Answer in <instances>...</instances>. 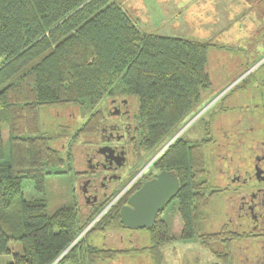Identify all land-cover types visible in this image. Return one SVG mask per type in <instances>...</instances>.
I'll return each instance as SVG.
<instances>
[{
  "label": "trees",
  "instance_id": "trees-1",
  "mask_svg": "<svg viewBox=\"0 0 264 264\" xmlns=\"http://www.w3.org/2000/svg\"><path fill=\"white\" fill-rule=\"evenodd\" d=\"M211 46L146 32L116 0H0V256L12 253L7 264H99L120 255H147L153 264H163L162 247L174 237L160 213L152 227L141 228L148 234L146 245L114 248L88 241L92 232L128 229L119 220V208L141 183L97 219L106 199L86 215L74 205L49 215L42 200L23 197L21 183L31 180L40 190L46 174L58 173L66 159L72 160L71 149L63 154L40 132L38 108L87 104L90 112L72 135L75 140L98 126L103 117L102 109L95 107L99 101L136 96V142L153 150L168 141L188 116L198 112L203 91L211 84L206 69ZM214 118H199L207 137L192 141L177 136L154 165L178 177L171 199L177 200L182 221L180 237L199 238L226 263L236 256V241L248 234L225 224L202 232L219 192L212 189L205 154V147L214 142ZM10 242H19L22 251L12 252Z\"/></svg>",
  "mask_w": 264,
  "mask_h": 264
},
{
  "label": "rangeland",
  "instance_id": "rangeland-1",
  "mask_svg": "<svg viewBox=\"0 0 264 264\" xmlns=\"http://www.w3.org/2000/svg\"><path fill=\"white\" fill-rule=\"evenodd\" d=\"M116 1L121 3L138 22L140 28L146 32L213 44L208 50L206 65L211 84L203 91V101L198 112L193 116H188L175 134L178 133L180 137L194 141L204 139L207 135L203 129V121L199 118L204 116L206 120L208 115L214 114L215 118L210 126L214 142L205 147L207 167L212 170L211 175L216 178L222 176L217 175L213 168L217 170L221 167L225 169L227 166L248 168L255 154L260 153L261 150L264 152V107L262 106L264 96V2L258 3L255 0ZM132 99L134 100L133 107L137 109L138 98L132 96ZM100 104L101 101L95 107L99 108ZM89 112L87 104L81 107L66 106L45 110L38 108L40 132L51 137L52 144L61 148L63 154L68 148L71 151L73 149L74 152L72 161L66 159L56 170L59 171L58 173L44 176L42 189H36L31 180H23L21 183L23 197L42 200L49 215L60 207L72 205L79 209L80 214L86 215L91 207L83 204L76 189L80 175L75 173V169H82L83 165L79 163L80 157L75 152L76 148H73L74 146L80 147V142L86 134H82L75 140L71 139L86 120ZM1 126L5 136L4 121ZM175 134L168 141L172 140ZM225 139L231 143L230 155L223 146ZM168 141L161 143L155 150L148 151V153L145 151L137 153L136 164L132 170V172L136 170L135 173L131 172L109 195L105 200L106 205L138 177L141 168L150 161L154 154L160 153ZM218 143L221 144L220 147ZM210 153L211 158L209 159ZM223 156L225 158H221ZM261 164L264 167V161ZM158 170L154 165L145 178H149ZM220 181L223 182L224 178ZM224 195L226 193L214 197L210 214L203 222L202 232L216 231L219 225L226 221L222 214ZM159 217L166 222L169 235L174 237L171 242L162 247L166 264L221 262L199 238L183 239L180 237L182 221L175 198L166 202ZM90 225L91 223L85 230ZM88 241L95 246L106 245L114 248L128 245L141 246L148 243V234L142 229L109 230L101 233L92 232ZM247 242L246 240L236 241L233 252H238V254L234 260L220 264H242L241 252L246 254L249 252L245 248ZM8 245L12 252L22 251L19 242H10ZM213 246L216 249H222L219 243H214ZM239 246H243L242 249ZM11 259L12 253L3 254L0 256V264H7ZM114 261L99 264H151L147 255H120Z\"/></svg>",
  "mask_w": 264,
  "mask_h": 264
},
{
  "label": "flooded vegetation",
  "instance_id": "flooded-vegetation-1",
  "mask_svg": "<svg viewBox=\"0 0 264 264\" xmlns=\"http://www.w3.org/2000/svg\"><path fill=\"white\" fill-rule=\"evenodd\" d=\"M133 105L134 100L131 97L110 96L101 103L103 117L96 129L93 132L85 133L79 148L73 147L76 148L75 152L80 157L79 163L83 165L82 169H75V173L80 175L77 179L76 189L85 206L99 205L107 199L134 170L137 153L151 151L143 149L136 142L134 119L136 109ZM203 129L206 133L204 127ZM225 141L223 146L229 155L231 143L226 139ZM217 145L221 146L219 143ZM71 153L73 158V149ZM160 153L154 154L150 161L141 168V173H143H139L138 177L131 181L132 183L122 192V196L131 187L138 183L142 184L161 171L159 169L149 178H145ZM74 160L76 161V159ZM263 161L264 152L261 150L260 153L255 154L254 160L248 165V168L240 169L230 166L225 169L221 167L219 170L213 168L217 171V175L222 176L220 178L213 177L214 188L212 189L219 191L217 195L226 193L222 199V214L226 221L220 225L225 224L228 229L248 234V237L243 240L248 241L245 248L249 252L247 254L241 252L242 264H264V179H260L255 174V168L258 167L262 169L264 176V167L261 164ZM135 171L132 173L134 174ZM221 178H224L223 182L220 181ZM242 247L239 246L241 249ZM237 254L238 252L235 253V255Z\"/></svg>",
  "mask_w": 264,
  "mask_h": 264
},
{
  "label": "water",
  "instance_id": "water-1",
  "mask_svg": "<svg viewBox=\"0 0 264 264\" xmlns=\"http://www.w3.org/2000/svg\"><path fill=\"white\" fill-rule=\"evenodd\" d=\"M177 136L178 133L175 134V137ZM172 140L168 141L164 145V148L167 147ZM255 170L256 176L260 177V179H264L262 169L256 167ZM178 187L179 180L173 171L166 169L159 171L154 177L144 181L139 188L127 197L126 203L120 206V222L126 228L132 230L152 227L156 220V216L162 211L164 205ZM84 231L85 229L79 236Z\"/></svg>",
  "mask_w": 264,
  "mask_h": 264
},
{
  "label": "built area",
  "instance_id": "built-area-1",
  "mask_svg": "<svg viewBox=\"0 0 264 264\" xmlns=\"http://www.w3.org/2000/svg\"><path fill=\"white\" fill-rule=\"evenodd\" d=\"M121 194V196H122V193H120ZM119 194V195H120ZM119 195L117 194L115 197H113L112 199H111V201L105 206V208L102 210V212H100L99 213V215L95 218V219H97L103 212H105L113 203H115V201L118 199V197H119ZM120 196V197H121ZM94 219V220H95ZM93 222V221H92ZM91 222V223H92Z\"/></svg>",
  "mask_w": 264,
  "mask_h": 264
},
{
  "label": "crops",
  "instance_id": "crops-1",
  "mask_svg": "<svg viewBox=\"0 0 264 264\" xmlns=\"http://www.w3.org/2000/svg\"><path fill=\"white\" fill-rule=\"evenodd\" d=\"M218 1H223V0H218ZM230 1H232V0H230ZM224 2H225V1H224ZM228 4H230V3H228ZM162 254H163V253H162ZM117 259H118V257H117ZM117 259H114V260H117ZM148 259L150 260L149 257H148ZM114 260H113V262H115ZM110 262H112V261H110ZM150 262H151V264H153L151 260H150ZM108 263H109V262H108ZM108 263H107V264H108ZM163 264H166V259H165V256H164V255H163Z\"/></svg>",
  "mask_w": 264,
  "mask_h": 264
}]
</instances>
